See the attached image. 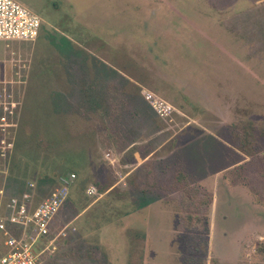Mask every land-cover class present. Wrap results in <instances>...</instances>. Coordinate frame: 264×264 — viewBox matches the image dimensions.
Listing matches in <instances>:
<instances>
[{"label": "rangeland", "instance_id": "rangeland-1", "mask_svg": "<svg viewBox=\"0 0 264 264\" xmlns=\"http://www.w3.org/2000/svg\"><path fill=\"white\" fill-rule=\"evenodd\" d=\"M18 1L41 26L0 40V186L76 176L42 264H264V0Z\"/></svg>", "mask_w": 264, "mask_h": 264}, {"label": "built area", "instance_id": "built-area-1", "mask_svg": "<svg viewBox=\"0 0 264 264\" xmlns=\"http://www.w3.org/2000/svg\"><path fill=\"white\" fill-rule=\"evenodd\" d=\"M40 26V16L18 0H0V40L33 41ZM144 98L160 116L170 114L172 106L151 92ZM75 177L73 172L59 176L50 195L37 203L29 190L9 196L0 186V264H42L41 254L48 245L41 248V240L49 236L50 222L66 201Z\"/></svg>", "mask_w": 264, "mask_h": 264}, {"label": "trees", "instance_id": "trees-1", "mask_svg": "<svg viewBox=\"0 0 264 264\" xmlns=\"http://www.w3.org/2000/svg\"><path fill=\"white\" fill-rule=\"evenodd\" d=\"M130 100H131L130 98L127 99V101H130ZM122 101H123V105L125 104V106L122 108V110L120 112H118V115L120 116V121L123 120V116L126 114L125 109H127V106H126L127 101H124V100H122ZM128 122H131V119L129 117L126 118L125 121L123 120V123L125 125H128ZM145 164H146L145 162L143 164H141L142 165L141 169H136L135 171H133L135 178H137V183H138L139 179L142 180L145 178V176L148 177L149 175L150 176L155 175V173L153 172V166H149V165L146 166ZM178 165L179 164L177 163V161H174V160L172 162L169 161V165H166L167 176H165L166 179H164V181H161L162 182L161 191L164 190L166 185L170 187V184H172L173 179L176 180L177 182L179 181L178 178H180L181 175H180L179 171L177 172ZM69 173H71V172H67V174H65V175H68ZM142 176H143V178H141ZM146 189L147 188H144L142 191L144 192ZM168 190H169V188H168Z\"/></svg>", "mask_w": 264, "mask_h": 264}, {"label": "crops", "instance_id": "crops-1", "mask_svg": "<svg viewBox=\"0 0 264 264\" xmlns=\"http://www.w3.org/2000/svg\"><path fill=\"white\" fill-rule=\"evenodd\" d=\"M23 4V3H22ZM23 5H25V4H23ZM26 6V5H25ZM27 7V6H26ZM122 86L123 85H117V87H119L120 88V90L118 91V93H122L123 92V90H122ZM146 89V88H145ZM145 89H143V94H145L146 92H152V91H150V90H145ZM124 93L127 95L128 93L126 92V91H124ZM119 96H121V95H119ZM129 97L128 98H130L131 100H130V107L129 106H127V109H125V112L128 114V115H134V112L135 111H133V110H131V107H133L135 110H136V113L138 112V113H140L139 112V107H141V106H138L137 105V102H139L138 101V97H137V95L135 94V93H133V91L128 95ZM122 97V96H121ZM117 106H119V105H117ZM143 107V106H142ZM130 119H131V117H129ZM129 124H130V128H132V129H135L136 128V126L133 128V125L131 124V122H128V125H126V127H128L129 128ZM131 129V130H132ZM106 156H109L110 154H112V151L109 149V151H106L105 153H104ZM151 156H152V154L151 153H149V154H145L144 156H142V158H141V160L138 162V164H137V166H139V165H141V164H143L144 162H147L148 160H150V158H151ZM177 161V163L179 162L177 159H173V158H170L169 159V161ZM136 170V168H134V169H131L130 171H129V173H132L133 171H135ZM161 173H162V171H161Z\"/></svg>", "mask_w": 264, "mask_h": 264}]
</instances>
